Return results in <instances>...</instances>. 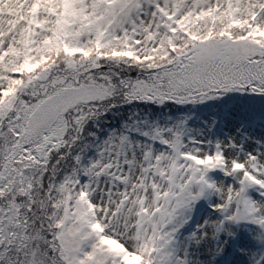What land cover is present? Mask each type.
Here are the masks:
<instances>
[{"label":"snow or ice","instance_id":"snow-or-ice-1","mask_svg":"<svg viewBox=\"0 0 264 264\" xmlns=\"http://www.w3.org/2000/svg\"><path fill=\"white\" fill-rule=\"evenodd\" d=\"M0 264H264V0H0Z\"/></svg>","mask_w":264,"mask_h":264}]
</instances>
